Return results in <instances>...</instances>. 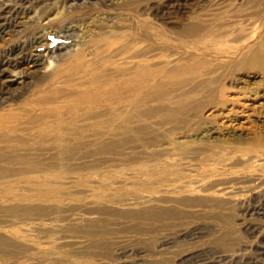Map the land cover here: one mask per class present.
Wrapping results in <instances>:
<instances>
[{"label":"rangeland","instance_id":"rangeland-1","mask_svg":"<svg viewBox=\"0 0 264 264\" xmlns=\"http://www.w3.org/2000/svg\"><path fill=\"white\" fill-rule=\"evenodd\" d=\"M0 31V70L43 64L0 88V264H264V106L223 112L264 104V0H0ZM118 38L162 86L94 103Z\"/></svg>","mask_w":264,"mask_h":264},{"label":"bare ground","instance_id":"bare-ground-1","mask_svg":"<svg viewBox=\"0 0 264 264\" xmlns=\"http://www.w3.org/2000/svg\"><path fill=\"white\" fill-rule=\"evenodd\" d=\"M134 29H136V27ZM3 34L4 33L0 31V40L3 38ZM113 40H115V39H113ZM119 40H120L119 38H118V42L115 40V43L117 42L115 45L118 47V49L116 50V53H117L116 56L119 57L118 60L120 62H118L116 64H113V66H112V68L110 70H112V72L115 73L118 77H124V76L127 77L128 76V79L126 81V84H122V85H124L123 88H121V86H118L117 88L114 89V91L109 90L110 85L108 84V87L104 88L103 96L99 100L95 99L94 103L95 102L108 103V102H111L114 99L113 97H116L120 93H123V94L125 93L126 94V92H132L133 91V92H139L140 94H143V93L149 92L150 90H155V89H157V88L162 86V83L158 82L159 81L158 78L160 77V74H155V72L153 73L151 70H149L148 68L145 67L146 64L145 65L138 64V62L143 61L142 59H143L144 56L141 55L140 52L136 51L137 49L133 48L132 50H135L133 52L134 55L130 59H125L124 60L123 57H124L125 54L128 53V48L120 47L119 46V44H120ZM260 44L264 48V40ZM112 47H114V46H112ZM36 58H37L36 56L34 58L32 56H29L26 59H23V60H20L18 62H15L13 64H10V69L9 70L7 69L8 67L5 68V69L3 68L2 70H0V81H1L0 82V88H1V90H7L9 88V86H12V85L20 86L22 84L21 77H22L23 71L20 69V67L22 65L23 66L26 65V67H28V69H34V68L36 69V68H38V70H39V68L43 67L42 62L40 63ZM118 60H116V61H118ZM263 62H264V57L261 55V53L256 52V53L253 54L252 60H251V64L255 65V64H258V63L260 64V63H263ZM128 64L132 68L124 69V67L126 65H128ZM167 67H168V70H169V64H165V66L162 68L163 70H161V74L164 71L167 70ZM155 69H157V67ZM182 72L183 71L180 70V73H182ZM226 104H227L226 109H224L223 112L228 113V114L230 112H235L237 115H239V117L241 118L240 120L242 121V122L239 123V125H238V123H236L238 125V127L237 128H235V127L232 128L233 132L234 131L236 132V130L238 131V130H242V129L243 130L247 129V128L244 129L243 127L248 124V121H249V118H250L251 114L253 112H255V111L261 110L263 108V106H264V104L261 101L259 102V100H257L254 95H247V96H245V95H241V96L237 95L235 97L232 96L229 100H226ZM97 117L101 118L102 115H98ZM117 120H122V118L118 117ZM96 125H97L98 128H100V127L102 128L103 126H105V125H103L100 122L97 123ZM222 130H224V129H222ZM106 136H107V134H106ZM108 136H113V135L111 133H108ZM198 188L203 189V186L198 187ZM229 194H231V193H229Z\"/></svg>","mask_w":264,"mask_h":264}]
</instances>
